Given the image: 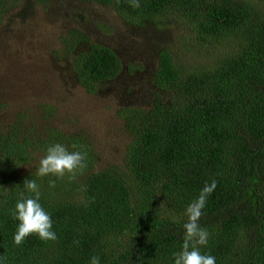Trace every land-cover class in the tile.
Wrapping results in <instances>:
<instances>
[{"label": "trees", "instance_id": "16d2710c", "mask_svg": "<svg viewBox=\"0 0 264 264\" xmlns=\"http://www.w3.org/2000/svg\"><path fill=\"white\" fill-rule=\"evenodd\" d=\"M54 1L0 0V26L10 10L26 19ZM83 1L111 8L127 24H180L179 48L200 61L187 64L174 48L159 50L151 105L121 116L131 136L123 170L91 172L90 153L74 179L38 177L51 144L87 153L83 136L52 124L53 105L36 106L38 121L26 108L0 126V260L90 264L95 255L100 264H173L185 211L203 197L198 224L209 237L202 253L216 264H264V0H139L138 8L132 0ZM220 39L226 51L208 67L202 57ZM59 49L87 95L123 70L116 52L84 27L60 34ZM26 179L40 186L54 241L32 235L14 243L12 211Z\"/></svg>", "mask_w": 264, "mask_h": 264}, {"label": "rangeland", "instance_id": "374dc122", "mask_svg": "<svg viewBox=\"0 0 264 264\" xmlns=\"http://www.w3.org/2000/svg\"><path fill=\"white\" fill-rule=\"evenodd\" d=\"M15 14L16 10H10L0 26V126L14 122L26 108L38 121L36 106L53 105L52 124L85 138L87 155L92 153L94 159L91 172L123 170L131 136L121 116L128 109L151 105L159 50L172 47L184 55L185 63L200 61L179 48L185 30L176 22L163 26L152 19L138 26L127 24L111 8L83 0L54 1L48 8H36L26 19ZM72 26L84 27L92 41L109 46L121 60L120 75L95 95L84 93L69 64L60 58V34ZM226 44L217 40L201 62L211 67L218 53L226 51Z\"/></svg>", "mask_w": 264, "mask_h": 264}, {"label": "clouds", "instance_id": "9594fccd", "mask_svg": "<svg viewBox=\"0 0 264 264\" xmlns=\"http://www.w3.org/2000/svg\"><path fill=\"white\" fill-rule=\"evenodd\" d=\"M132 6L138 8L139 0H132ZM74 149L76 145L72 146ZM87 167V153L82 150L70 151L61 143H54L46 148V154L39 161L37 176L64 177L66 174L74 179L78 171ZM54 186V185H53ZM209 192L210 189H205ZM40 186L36 180L26 179L18 194L12 217L17 221L13 236L16 245L22 244L29 236L36 235L45 241L56 240L52 230L50 214L40 203ZM204 207V198L190 204L185 215L187 222L183 224V244L179 251L173 253V264H216L215 256L202 253L201 248L208 243L209 234L198 224ZM0 264L3 261L0 260ZM90 264H100L99 256H92Z\"/></svg>", "mask_w": 264, "mask_h": 264}]
</instances>
